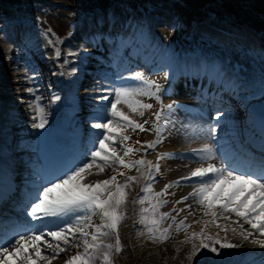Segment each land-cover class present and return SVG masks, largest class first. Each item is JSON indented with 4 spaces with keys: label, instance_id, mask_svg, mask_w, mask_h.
I'll return each instance as SVG.
<instances>
[{
    "label": "bare ground",
    "instance_id": "obj_1",
    "mask_svg": "<svg viewBox=\"0 0 264 264\" xmlns=\"http://www.w3.org/2000/svg\"><path fill=\"white\" fill-rule=\"evenodd\" d=\"M32 1H41L45 4L48 0ZM234 2L232 1L231 4L235 8H239ZM261 2L264 3V0H260L259 4L252 7V11L250 10L253 18L257 19L248 17L246 22H241L238 19L224 16V18L231 21L226 23V19L223 21L221 20L223 18H217L218 11H213V9L211 11L204 10L205 13H202L200 17L195 16L191 22L188 18L179 21L176 16L178 10L175 8L168 10L146 6L147 10L141 7L136 9L127 7L126 9L124 7L126 1H116L115 5L105 7L102 12L97 11L93 19H87L85 23L76 25L78 28L74 31L75 27L72 24L65 23L54 13L56 8L59 9L57 5L66 7L70 3L69 0H59V4L55 3L53 5L54 3H51L52 6H55L52 9H48V7L40 8L44 13L41 15L43 21H47V15L50 16L53 13L52 16L59 23L57 25L58 30L64 29L65 33L71 31V35L62 49L57 47V43H53L51 56L47 54L49 52L42 45L43 38L34 39L36 34L40 32L35 27L33 30L32 26L14 24V26L8 27L7 30H3L4 33L0 31V211H6V214L1 213L3 218L0 217V222L2 221L7 225L4 228H10L8 232H11L18 224L21 225L19 220L14 221L10 210L16 211L14 206L25 203L29 194L16 180L15 174L22 173L21 169L18 168V164H16V160L5 153L13 152L14 147L24 146V152L26 151L29 156L33 155L34 158L42 161L43 166L29 160V163L42 168L41 173L45 171L49 176V174L54 175L61 172L71 163L73 157L85 151L84 145L87 144L85 140H88L90 132L95 131L90 128V124L96 121L93 119L94 111H87L86 113L84 109L92 108V106L96 109L97 105L102 103L99 97L106 94V90L114 87H138L141 85V81L132 78L131 70L139 72L144 70L147 79L155 80L163 86L164 91L161 93L163 104H173L175 106L172 114L166 117L167 129L162 133V142L156 145L155 150H148L147 153L136 152L130 154L131 158H143L154 164L157 162L160 153L184 154L177 158L159 160L160 170L155 175L152 184L153 192H160L166 184L177 181L181 177L189 176L196 167H200L202 164L207 166L209 162H192L191 157L187 155L192 149L199 145L201 147L206 142V140L200 142L194 137H188L196 135L193 131L188 130L189 128L198 131L201 125L203 126V124H195L194 121H187L190 116L189 111H193V104L203 105V108H206L204 109L205 113H208L207 108L211 105L218 106L220 102H230L233 106L229 108L227 106V108L233 109L232 113H236L234 107L237 100L235 98L238 96L245 101L246 97L250 99V101L248 99L250 104L245 115V124L252 122L255 124L258 117L249 113L250 110L253 108L252 112H256L264 108V20L263 23H260L262 20L260 9L263 8ZM25 3L26 0L23 1V4ZM0 4H5V0L0 1ZM60 10L65 14H72L67 9ZM120 10H125L124 14ZM221 10L228 11L226 7H222ZM152 11H159L165 17L156 19L155 15L150 14ZM225 12L221 11L223 14ZM23 13L24 9L22 8L16 11V14L19 15ZM116 13L122 14L115 17ZM27 16L37 20L35 16L29 14ZM184 21L186 24L190 23V26L182 27L180 22ZM185 33L192 37L190 41L198 44L199 47L197 48H200L201 54L196 53L194 56L182 54L180 45L184 41L180 38ZM170 42H174L173 47ZM186 47L189 48V46ZM41 48L43 50H40ZM57 49L60 50V53L61 50L63 52L65 50V54L57 57L55 54ZM204 52H208L210 55L207 56ZM69 53L74 55H69ZM98 54L102 55V58L111 57L108 58L111 61L109 66L107 68L101 67L103 71H98L100 69L99 64H96L99 60ZM22 56L29 57L28 60L25 59V63H21L23 61ZM117 58L119 64L116 61ZM224 62L225 64L230 62V66H233L234 69L242 68L245 72H240L237 76L227 75L226 73L224 75L221 67ZM132 65L133 67L130 69ZM227 66L229 65L227 64ZM46 69L50 71L51 76L49 78L47 77L49 72L46 73ZM54 69H56L55 73L53 72ZM73 69L76 71L73 72ZM122 69H124L126 75L120 74ZM33 71L39 74L35 76ZM111 76H116V80L112 82ZM35 78L37 79L35 80ZM37 80H40L43 87L41 91L34 89L33 93L25 95L30 101L28 102L30 105L27 106V100L22 95L25 93V88L27 86L33 88ZM108 81L111 83H107ZM130 84L131 86H129ZM234 90L239 95L235 93L237 94L235 96ZM243 92L246 96L242 95ZM42 94L46 97L43 101L42 98L39 99V105L44 109L43 115L46 123L43 128H37L33 126L40 122L39 114L35 110L36 97ZM57 96L60 98L59 100L55 99ZM201 97L205 100L206 106L201 104ZM142 99L154 105L153 109L146 111L143 116L131 113L126 106H124V110L129 112L133 119L141 123L146 119L149 120V124L145 127L150 128L152 126L151 122L155 119L151 112L159 110L160 103L154 98L142 97ZM256 100L263 101L258 103ZM243 104L242 102L241 105ZM65 110H69L72 117L76 116V120L68 117ZM88 113L91 114V117H85ZM226 115L228 118H225ZM81 116L83 120H80ZM233 117L235 118L234 115ZM85 118H87V121H84ZM229 118L230 114L228 113L221 116L219 122L223 123L224 126H219L216 135L219 138H229V135L223 134L228 130L227 126L232 123ZM28 120L32 121V124L22 129L19 125L26 124ZM205 121V126H207L209 122L208 120ZM84 122L86 125H84ZM186 124L187 126H185ZM249 129H251V125ZM184 130L188 131L185 132ZM31 131H35L33 137L29 135ZM128 135L131 136L128 143L132 144L137 140L144 143L157 139V134L154 131L140 132L137 129L133 132L129 129ZM258 139L264 143V132ZM134 146L139 147L135 144ZM117 150L120 151L119 146ZM18 154L20 153L16 155ZM18 157L20 159L26 158L20 155ZM115 168L125 171L128 176H137L138 181L141 182L134 189L142 192V188L148 182L147 169L143 167L138 171L134 168L125 170L119 165H112L107 167L103 173H95L94 171L93 175L86 176L85 182L93 183L96 180L108 179L115 174L113 171ZM31 175L37 174L33 173ZM125 178V176H117V180L120 182ZM192 180L197 182L198 178H192ZM32 181L33 185L36 186L39 180L36 178L27 180V182L25 181L26 186L30 185ZM144 181L145 183H143ZM135 185L137 184L135 183ZM197 187L198 184L194 187L181 184L173 186L168 189V195L161 198L169 202L174 201L172 204L167 203L163 207L162 213L171 212L173 208H185L186 204L192 205V211L195 215H189V210L185 208V211L177 216V222L188 216L186 222L192 225L189 234L193 231L198 232L204 227L202 223H194L200 215H203L204 206L192 199L180 204L175 202L183 196H187ZM231 187L230 185V190ZM151 201H147L144 206H148ZM6 202L13 204L12 208H8L10 205ZM138 213L142 212L139 211ZM146 213L149 217L150 213ZM3 215L7 216L4 217ZM172 215H176V213L172 212ZM206 218L210 219V217ZM232 220H237L234 214H232ZM92 222L100 223L99 215L94 216ZM9 223L11 225H8ZM33 223L31 222V224ZM38 223L44 222H36V224ZM246 225L245 223L244 227L249 228V225ZM229 226H232L231 223ZM145 229V224H141V227L133 232V236L140 235V232L146 233ZM207 231L214 234L217 232V228L215 225L210 224ZM220 235L223 236L224 233L221 232ZM227 236L231 242L240 243L242 247L239 249H224L222 251L225 254L219 258H216L214 254L209 256L205 251L202 255L194 258L195 262L197 260L200 264H204L205 259L208 258L215 261L216 264H264V248L253 245L251 241L242 240L238 232L229 231ZM45 238L49 239L48 237ZM102 239L103 244L106 243L105 238ZM73 243H81L82 245V241ZM147 246L153 247L154 245L149 246L148 241ZM76 251L82 252L83 247L77 249L70 245L65 252L60 253L59 256L63 259L60 258L59 260L57 258L52 261V264H65V261L75 255Z\"/></svg>",
    "mask_w": 264,
    "mask_h": 264
},
{
    "label": "snow or ice",
    "instance_id": "obj_2",
    "mask_svg": "<svg viewBox=\"0 0 264 264\" xmlns=\"http://www.w3.org/2000/svg\"><path fill=\"white\" fill-rule=\"evenodd\" d=\"M55 54L59 57L60 50L57 49ZM75 71L73 69V72ZM132 78L141 81V85L114 87L99 97L102 103L97 105L93 115L97 122L90 124V128L95 131L90 132L85 151L73 157L66 168L51 177L45 171L37 173L40 179L34 191L27 195L24 207L26 215L32 221L44 223L17 225L11 232H0V264H52V261L70 245L77 249L82 246L83 251H76L65 264H95L97 252L103 245L102 238L114 232L115 245L107 244L109 251L103 254L105 264H112L113 247L117 252L122 251L119 225L126 218L122 205L127 203L129 187L139 182L137 176H128L119 168L113 169L115 174L108 179L96 180L93 183L85 182L86 176L93 175L94 171L103 173L112 165H119L125 170L134 168L139 171L142 167L148 169V182L142 188L145 195L138 196L133 203L144 205L146 201L152 199H155V203L151 204L152 216H141L139 223L146 225L147 236L153 241L163 242L170 238L173 230L177 233L183 231L185 243L192 244L189 261L205 251L209 256L214 254L219 258L225 254L222 251L224 249L241 248L242 244L233 243L228 239L229 231L238 232L244 241L251 238L253 245L264 248V238H259L264 237V157L256 161L243 151L239 155L222 153L223 160L216 163L219 156L215 144L204 143L200 148L192 149L187 155L201 162L209 161L207 166L202 164L189 176L166 184L160 192H153L152 184L160 170L159 160L177 158L184 154L160 153L154 164L143 158H131L130 154L147 153L148 150H155L156 145L162 142V133L167 129L166 117L172 114L175 107L173 104H163L161 93L164 89L157 81L147 79L142 72L132 73ZM27 91L33 93L34 89L28 88ZM142 97L154 98L160 103L159 110L151 112L155 119L151 122L150 128L145 127L149 120L141 123L124 110L126 106L131 113L140 116L152 110L154 105L145 102ZM39 99L36 97L35 110L39 114L40 122L33 126L43 128L46 119ZM55 99L60 98L57 96ZM223 115L222 111L217 110L214 123L199 130L197 135L205 140L215 141L219 121ZM129 129L133 132L137 129L140 132L154 131L157 139L144 143L137 140L134 144L139 147H135L134 144L128 143L131 140V136L128 135ZM118 146L120 151L117 150ZM261 151L264 152V146ZM117 176L126 178L120 182ZM192 178H198V187L175 202L180 204L192 199L204 206L201 219L194 221V223L203 221L204 227L199 232L193 231L189 234L192 225L186 222L188 216L178 222L177 216L184 212L185 208L189 210V215H195L191 204L158 215L157 209L162 204L169 203L168 200L161 199L168 195L169 188L179 186L182 182H191ZM140 211L148 212L149 209L141 208ZM172 212L176 215H172ZM232 214L237 220H232ZM96 215H99L100 223L92 222ZM205 217L210 219H204ZM169 219L172 223L162 228L161 225ZM245 223L249 228L244 227ZM210 224L217 228L214 234L207 231ZM221 232L224 233L223 236L220 235ZM76 241H82V245L73 243ZM204 264L216 262L206 258Z\"/></svg>",
    "mask_w": 264,
    "mask_h": 264
},
{
    "label": "rangeland",
    "instance_id": "obj_3",
    "mask_svg": "<svg viewBox=\"0 0 264 264\" xmlns=\"http://www.w3.org/2000/svg\"><path fill=\"white\" fill-rule=\"evenodd\" d=\"M0 1L2 2V0H0ZM23 1L24 0H5V4H0V31H2L4 33L5 31H3V30H7L8 27L14 26V24L32 26L33 30L35 27L40 31L36 34V37H34V39L39 38V37L43 38L42 39L43 40L42 45L45 46V48L47 49V52H49V53H47L48 55L51 56V53L53 50V48H52L53 43H57V47L62 49L66 45L68 37L71 35V31L65 33L64 29L58 30L57 25L59 23H57V21L52 16L53 13H51L50 16H48L46 14L48 19H47V21H43L41 15L44 13H42V11L40 10V8H43V7H46V8L48 7V9H52V7L54 8L55 6H52L51 3H54L53 5H55V3L59 4V0H48V1L46 0L48 3L46 2L45 4L41 1L38 2V1H32V0L31 1L26 0V3L23 4ZM62 1H64V0H62ZM65 1H68V0H65ZM69 1H70V3L67 4L66 7L61 6V5H59V6L57 5V7L59 9L56 8V10H54L55 11L54 13L56 15H58L65 23L72 24V26L75 27L74 31H75V29L77 30V28H78V26H76V25L81 24V23H85L87 19H89V20L93 19V16L95 15V13L97 11L102 12V10L105 7L115 5L116 1H120V2L126 1V4H124V7L126 9H127V7H129V8L131 7L134 9L141 7V8L146 9L145 8L146 6H151V8H158L159 7V8L168 9V10L175 8L178 10L177 11L178 14H176V16H177L179 21H183L184 19L188 18V19H190L189 21H191V22L193 21L195 16L200 17L202 13H205L204 10L211 11L212 9H213V11L214 10L218 11L216 16H217V18H223V19H221L223 21L226 19V18H224V16L227 18L231 17L234 19H238L241 22H246L248 17H251L252 19H257V18H253L251 11L253 10L252 7L257 6L260 2V0H69ZM232 1H235L234 4L237 5L239 8H235L234 5L231 4ZM3 5H5V6H3ZM43 5H45V6H43ZM261 5L263 8L260 9L262 12V14H261L262 20L260 21V23H263L264 22L263 21L264 20V3L261 2ZM6 6H7V8H6ZM24 7H26V8H24ZM222 7H226L228 9V11L225 12V11L221 10ZM20 8L24 9V13L22 15L16 14V11H18ZM60 9H67V10L71 11L72 14L71 15L65 14ZM120 11H122V10H120ZM124 11L125 10L122 11L123 14H124ZM221 11L225 12V13L223 14V13H221ZM28 14L31 16H35V18H37V20H35L33 17L29 18L27 16ZM121 14L122 13H116L115 17L120 16ZM150 14L155 15L156 19H161V18L165 17L164 14H161L159 11H152V13H150ZM228 22H231V21L226 19V23H228ZM263 25H264V23H263ZM49 30H51V31H49ZM191 38L192 37L190 35H187L186 33L183 34V36H181L180 39L184 41L180 45L182 54H187V55L189 54L190 56H194L195 53L201 54L202 52H201L200 48H197V47H199L198 44L194 41L193 42L190 41ZM31 39H33V37H31ZM34 39H33V41H34ZM46 39H48V41H46ZM170 43H171V46L173 47L174 45H172V44H174V42H170ZM186 46H189V48H187ZM40 50H43V49L41 48ZM66 53H67V51H66ZM61 54L62 55L65 54V50H64V52L61 50ZM204 54H206L207 56L210 55L208 52H206V53L204 52ZM22 57H23V61H21V63H25V59L28 60V58H29L27 56H22ZM89 57H91V56H89ZM226 63L229 66H227V64H225V62H224L225 66L222 65L221 67L224 68L228 73H230L233 70V68H231L232 66H230L231 65L230 62H226ZM222 64H223V61H222ZM45 71H46V73L49 72V74L47 75V77L49 78L51 76L50 71H47V69ZM160 71H162V70H160ZM53 72L55 73L56 69H54ZM135 72L136 71H134V73ZM140 72H142V73H144V75H146L144 70L143 71L141 70ZM125 73L126 72L123 71L122 75H126ZM236 73H238V71H236ZM33 74L35 76H37L39 73L36 71H33ZM230 74H232V73H230ZM87 76H89V75L87 74ZM232 76H234V75L232 74ZM89 77H91V76H89ZM36 79L37 78H35V80ZM36 84L33 86V88L30 86H27V88H25L24 95H22V97L27 100V106L30 105V103H28V102H30L29 98H27L25 96V95H29V92L27 91V89L32 88V89H35L37 91H41V89L43 87V85H41V83H40V80H37ZM39 93L41 94V92H39ZM40 96L39 97H40V99L42 98L41 99L42 101L46 97V96H43V94ZM88 103H90V102H88ZM87 111H91V112L94 111L95 112L94 106H92V108L84 109V112H87ZM66 114H67V112H66ZM94 122H96V121H94ZM31 124H32V121L28 120V122H26V124L25 123L23 125L20 124L19 126L23 129L24 127L30 126ZM84 125H86V124L84 123ZM34 132L35 131L30 132V134H29L30 137L35 134ZM21 135H23V133H21ZM13 151H14V153L18 152L17 149H15ZM146 171L148 174V169ZM123 181H121V182H123ZM140 182L136 183L137 185H135V183H133L129 187V189H128L129 195L127 198V203L125 205H122V210H124L126 213V218L119 225V234H120V242L122 245V251L117 252V251H115V247H113V249L111 250L112 264H128V263L129 264H200L197 260L195 262V259H192L191 261H189L188 257L191 253V245L192 244L190 243V245H188L189 243H185V233L183 231L177 233L173 230L171 235H170V238L166 241H163V242H161L159 240L153 241V240L149 239L147 236V232L144 235L133 236V232L138 230L141 227V223H139L141 216H147L146 212L138 213L140 211L141 207L148 208L149 209L148 212L150 213L149 217H151V215H152L151 204L155 203V199H152V201L148 204V206L147 205L146 206L140 205L138 203H136V204L133 203V201L138 196L144 195L142 192H140L141 190L137 191L136 189H134V187L136 188L138 186V184H140ZM143 183H145V181ZM197 184L198 183H196V182H190V184H188V185L189 186L192 185L194 187V185L196 186ZM173 202L170 201L168 204H172ZM165 205H167V204H162L160 207H158L157 215L159 213H162L161 211L163 210V207ZM135 206H137V207H135ZM138 207H140V208H138ZM201 217H202V215H200L198 217V220H200ZM204 219H207V218L205 217ZM171 223H172V221L169 219L166 222H164L161 225V227L162 228L167 227ZM200 223L203 224V221H201ZM145 227H146V225H145ZM145 231H146V229H145ZM104 238L106 240V243H104L102 245V247L98 250L97 259L95 261L96 264H105L103 254H104V252L109 251V249L106 247V245L107 244L115 245V233L114 232H110L109 235L105 236ZM148 241H149V246H153V245L154 246L148 247L147 246ZM248 241H251V238ZM74 252L75 251L73 250V253ZM58 258H59V260H60V258L63 259V257H60V256ZM155 259L157 261L156 263H155ZM200 261H202V260H200Z\"/></svg>",
    "mask_w": 264,
    "mask_h": 264
}]
</instances>
